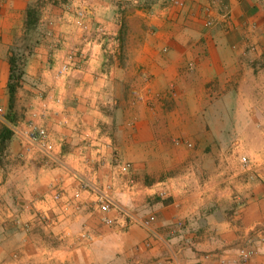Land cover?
<instances>
[{"label": "crops", "instance_id": "0c3cea01", "mask_svg": "<svg viewBox=\"0 0 264 264\" xmlns=\"http://www.w3.org/2000/svg\"><path fill=\"white\" fill-rule=\"evenodd\" d=\"M34 3L21 132L0 161V264H264V0H0L4 113Z\"/></svg>", "mask_w": 264, "mask_h": 264}, {"label": "trees", "instance_id": "16d2710c", "mask_svg": "<svg viewBox=\"0 0 264 264\" xmlns=\"http://www.w3.org/2000/svg\"><path fill=\"white\" fill-rule=\"evenodd\" d=\"M38 5L36 3L30 4L26 8V16L24 21V33L22 39H32V34L36 35V23L38 18ZM33 41L28 42L24 46V51L17 54L14 51L13 44L9 48L8 63L9 73L7 80L8 100L7 109L4 113V118L9 124H16L22 117L21 112L16 106V91L22 84L24 78V66L27 58L32 54L34 45L37 42V35L34 36ZM12 130L6 123L0 124V161L3 159L6 152L7 141L12 135Z\"/></svg>", "mask_w": 264, "mask_h": 264}, {"label": "built area", "instance_id": "2783aa9c", "mask_svg": "<svg viewBox=\"0 0 264 264\" xmlns=\"http://www.w3.org/2000/svg\"><path fill=\"white\" fill-rule=\"evenodd\" d=\"M211 23H212L211 19L206 20V24H211ZM67 67H68V65L66 63H64L61 67V71H65L67 69ZM36 114L37 113H33V115H36ZM0 122L6 123L7 125H9V127L11 128L13 133H16L18 131L21 132V130H19L18 123L9 124L6 122V120L4 118V111H3L1 106H0ZM26 123H27L26 124L27 127H26V129L22 130L23 132L21 133L22 135H24V140L26 142L32 144V145H35L38 149H40L45 154H48L49 151H51L52 146H51V142H50L48 131H47L46 127L41 125V124L34 123L33 121H28ZM174 143L180 144L181 140L175 139ZM187 145H190V143H187ZM241 162H242V165L245 166L247 164V158L245 156H242ZM129 166H130V164L127 162L122 163L118 167V169L120 171H124V170L128 169ZM55 196H57V194ZM98 201H99L98 209H99L102 221L107 223V224H113V219L106 216V212L110 208V201H111L110 198L108 196H106L105 194L101 193L98 197ZM153 219H154V217L151 215L148 217L147 221L150 222ZM261 240H264V237H261ZM250 241L251 240H248L247 245H243L241 247H238V249H237L239 259L242 262H244L248 257L254 255L257 252V250L251 245ZM157 264H161V263H157ZM181 264H184V263H181Z\"/></svg>", "mask_w": 264, "mask_h": 264}, {"label": "rangeland", "instance_id": "374dc122", "mask_svg": "<svg viewBox=\"0 0 264 264\" xmlns=\"http://www.w3.org/2000/svg\"><path fill=\"white\" fill-rule=\"evenodd\" d=\"M34 36H36V35L35 34H32L31 38L34 39ZM32 39H29V40L26 39V40H24V39H22V36L16 38V40L13 43L14 51L17 54L21 53L22 51H24L23 48H24L25 44L28 43V42L33 41Z\"/></svg>", "mask_w": 264, "mask_h": 264}]
</instances>
